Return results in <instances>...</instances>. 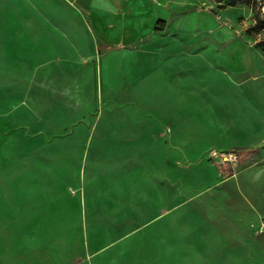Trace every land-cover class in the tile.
I'll return each instance as SVG.
<instances>
[{
  "label": "crops",
  "instance_id": "obj_1",
  "mask_svg": "<svg viewBox=\"0 0 264 264\" xmlns=\"http://www.w3.org/2000/svg\"><path fill=\"white\" fill-rule=\"evenodd\" d=\"M36 1L0 0V264H97L101 259H112V254H86L75 247L74 240L81 245V238H76L73 230H80L81 223L77 226L51 220L49 204L35 200V192H12L10 185L3 184V173L19 163L18 153L2 155L3 149L13 147L6 138L12 139L24 120L23 143L27 150L34 148L33 109L32 105L28 109V100L41 102L36 121L43 126L38 134L47 133L48 87L67 69L85 70L95 65L96 70L105 69L107 84L120 80L116 84L123 86L122 108L107 110L104 120L110 131L119 125L128 133L144 134L147 130L154 134L158 148L166 150L174 145L179 148L178 142H185V146L194 143L191 134L198 131L207 132L216 145L226 148L229 142L224 134H234L233 139L239 138L240 157L228 176L218 172L220 181H230L234 186L224 192H233L243 206L240 221L246 218L256 225L264 220V111L252 104L253 95L256 99L264 91V79L260 88L253 80L262 58L251 45L233 46L227 54L229 61L236 64L243 53L248 58L246 48L249 60L243 69L230 71L234 77L229 94L220 91L219 67L225 63L229 38L213 4H209L211 9L209 5H193L196 0H58L59 8L51 14L34 12V5L40 3ZM67 5L86 12L90 31L84 30L81 16L71 18L67 26ZM190 5L197 12L189 9ZM211 13L220 22L209 26L210 20L214 21ZM118 68L122 69L119 76L114 72ZM39 85L41 88H34ZM151 90L155 101L153 110H148L146 99ZM237 91L250 93L242 97L249 109L227 114L225 111L234 106L231 101L239 95ZM23 97L26 109L17 111L13 101ZM206 101L214 102L211 109ZM242 133L249 134L250 141L241 142ZM39 144L48 149L50 141ZM214 146L204 148L205 152ZM32 152H26L27 165L35 164ZM170 155L165 161L172 160ZM162 159L159 156V164ZM40 161L43 164L44 158ZM145 174L144 169V178ZM46 184L42 191L48 195ZM140 186L135 192H147L145 182ZM8 188L11 192H6ZM148 190L160 189L154 184Z\"/></svg>",
  "mask_w": 264,
  "mask_h": 264
},
{
  "label": "rangeland",
  "instance_id": "obj_2",
  "mask_svg": "<svg viewBox=\"0 0 264 264\" xmlns=\"http://www.w3.org/2000/svg\"><path fill=\"white\" fill-rule=\"evenodd\" d=\"M201 1L205 0L191 3L203 4V8L213 4L214 9L209 6L219 13L225 36L229 38L223 55L225 63L219 67L220 91L229 94L230 79L234 77L230 71L243 69L249 60L246 48L248 58L243 53L236 64L229 61V50L239 43L244 47L251 45L261 55L262 64L253 76L255 87L260 88L264 79V25L255 16L259 13L264 19V0H251L252 4ZM195 6L188 8L197 12ZM58 8V0H40L34 5V12L52 14ZM76 9L65 7L67 26L70 27L71 18L81 16L84 30L90 31V17ZM213 16L209 26L220 22ZM114 72L119 76L122 69ZM105 77L104 68L96 70L91 65L85 70L67 69L60 78L53 79L55 83L49 85L48 92L45 88L47 133L38 134L43 126L36 121L41 114V102L28 100V109L29 105L33 109L34 148H25L22 140L25 129L21 126L26 124L22 120L12 139L6 138L13 147L2 150L6 157L19 155L18 165L3 173V184L10 185L12 192H35V200L49 204L51 220L67 225L81 223L80 230H73L76 238H81V245L74 240L75 247L86 254H112V259H101L97 264H264V220L256 225L245 221L246 218L240 221L243 206L233 192H224L234 186L230 181H220L218 175L221 171L223 177L228 176L234 169L220 155L239 152V138L233 139L232 133L224 134L229 142L224 148L216 145L207 132L198 131L191 134L194 143L185 146V142H178L179 148L174 145L166 150L158 148L154 134L147 130L144 134L128 133L119 125L110 131L104 123L106 111L122 108L123 86L116 84L120 80L107 84ZM246 94L250 96L241 92L231 101L234 106L225 112L237 114L239 109H249L242 98ZM25 99L13 101L17 111L26 109ZM153 100L151 90L146 99L148 110H153ZM205 103L209 108L214 102ZM252 104L258 111H264V91L256 99L253 95ZM239 137L241 142L250 141L249 134L242 133ZM42 140L50 141L48 149H42L39 144ZM163 143L169 145L168 141ZM211 146L214 147L205 152L204 148ZM31 151L35 164L27 165L25 155ZM169 152L172 160L165 161ZM214 152L216 156L212 157ZM159 156L163 158L161 164ZM144 182L147 192H135ZM46 183L48 195L45 189L42 191ZM154 184L159 192H148ZM9 188L6 192H11Z\"/></svg>",
  "mask_w": 264,
  "mask_h": 264
},
{
  "label": "built area",
  "instance_id": "obj_3",
  "mask_svg": "<svg viewBox=\"0 0 264 264\" xmlns=\"http://www.w3.org/2000/svg\"><path fill=\"white\" fill-rule=\"evenodd\" d=\"M216 153L217 152L212 153L211 154L212 157H215ZM220 156L223 159V161L231 162L233 164L232 165L233 167H234V163H236L239 160V157H240V155L237 152H223V153H221Z\"/></svg>",
  "mask_w": 264,
  "mask_h": 264
},
{
  "label": "trees",
  "instance_id": "obj_4",
  "mask_svg": "<svg viewBox=\"0 0 264 264\" xmlns=\"http://www.w3.org/2000/svg\"><path fill=\"white\" fill-rule=\"evenodd\" d=\"M217 1L218 2H222L223 0H217ZM240 1L241 2H246L248 4H252L251 0H231V3L232 4H236L237 2H240ZM255 17H256L257 22H259V23L261 22L264 25V19L260 17L259 13H257Z\"/></svg>",
  "mask_w": 264,
  "mask_h": 264
}]
</instances>
